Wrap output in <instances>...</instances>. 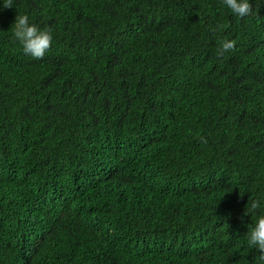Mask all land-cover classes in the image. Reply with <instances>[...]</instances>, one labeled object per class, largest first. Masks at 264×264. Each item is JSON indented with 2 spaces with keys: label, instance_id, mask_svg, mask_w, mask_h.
<instances>
[{
  "label": "trees",
  "instance_id": "trees-1",
  "mask_svg": "<svg viewBox=\"0 0 264 264\" xmlns=\"http://www.w3.org/2000/svg\"><path fill=\"white\" fill-rule=\"evenodd\" d=\"M5 2L0 264H264V0Z\"/></svg>",
  "mask_w": 264,
  "mask_h": 264
},
{
  "label": "clouds",
  "instance_id": "clouds-1",
  "mask_svg": "<svg viewBox=\"0 0 264 264\" xmlns=\"http://www.w3.org/2000/svg\"><path fill=\"white\" fill-rule=\"evenodd\" d=\"M223 3L234 15L240 18L252 15L257 16V13L253 11V6L249 3V0H223ZM3 7L5 9L13 8V0H6V2L3 3ZM218 28L219 25H217V29ZM11 30L15 39L22 46L23 53L31 56L33 59H43L45 53L51 47L53 40L51 27L41 29L35 24H30L27 15L18 14ZM235 43L234 40H229L227 38L221 40L219 42V47L216 50L217 57L222 58L226 52L234 50ZM261 206L259 199L252 200L250 207L245 211V215L255 213L257 209L261 208ZM245 237L248 246L254 248L260 253L258 260L264 262V214L258 215L255 223L249 225Z\"/></svg>",
  "mask_w": 264,
  "mask_h": 264
}]
</instances>
